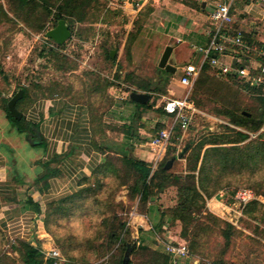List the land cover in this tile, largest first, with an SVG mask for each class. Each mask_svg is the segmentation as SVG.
Instances as JSON below:
<instances>
[{
	"label": "rangeland",
	"instance_id": "1",
	"mask_svg": "<svg viewBox=\"0 0 264 264\" xmlns=\"http://www.w3.org/2000/svg\"><path fill=\"white\" fill-rule=\"evenodd\" d=\"M27 1L0 0V110L20 88L26 89L31 101L60 97L82 105L89 114L95 147L105 155V162L81 187L44 207L47 245L36 248L40 255L35 261L46 264L45 253L54 248L60 254L53 260L56 264H121L127 243L136 245L131 264H171L165 244L177 241L184 242L190 253L184 264H264L263 165L255 173L223 176L219 185L209 186L215 189L212 198L204 196L205 201L199 199L193 208L185 202L187 194L181 192L189 177L199 188L198 170L192 169L203 142L228 137L232 131L249 136L241 147L264 140V122L255 133L234 124L243 112L256 123L264 118V86L262 90L249 89L245 80L222 76L205 66L189 91L178 82L180 71L173 75L158 71L156 37L170 35L168 43L176 49L177 59L171 65H186L194 51L189 43H199L200 32L209 24L206 17L210 8L222 0ZM169 2L182 4L179 12L192 9L198 14L186 19L180 16L177 21L175 16L162 13ZM250 2H234L236 18ZM58 15L72 32L63 46L46 37L57 27ZM245 19L237 20V28L253 41L249 50L236 51L245 65L257 69L255 77L264 85L260 68L264 65V26L258 25L255 32L250 28L252 14H246ZM177 37L188 44L178 43ZM133 47L146 53L140 70H133ZM112 51H116L114 59L109 57ZM200 59L198 54L192 60L198 64ZM155 87V92L147 93L152 97L146 103L150 106L138 111V122L130 124L133 111L129 95ZM188 91L198 111L193 125L187 130L175 128L166 153H160L151 146L152 139L172 122L163 107ZM124 133L133 135L128 156L151 169L150 177L155 174L152 182L110 147L121 143ZM105 142L110 146L105 147ZM169 161L173 165L166 171ZM144 186L147 193L142 198ZM245 190L253 195L248 203L236 198ZM255 201L258 205L252 207ZM108 218L113 220L111 230L120 235L119 240L108 238L109 231L103 225ZM29 249L0 225V264H28Z\"/></svg>",
	"mask_w": 264,
	"mask_h": 264
},
{
	"label": "crops",
	"instance_id": "2",
	"mask_svg": "<svg viewBox=\"0 0 264 264\" xmlns=\"http://www.w3.org/2000/svg\"><path fill=\"white\" fill-rule=\"evenodd\" d=\"M179 8L184 7L182 4L169 2L162 13L175 16L177 21L180 20V16H185L186 19L188 16L198 14L192 9H183L179 12ZM235 11L236 8L233 7L236 25L237 20L244 21L246 14H252L254 20L250 23V28L257 32L258 25L264 26V11L258 2L251 0L249 5L245 6V11L239 14V18H236ZM184 12L187 13L184 15ZM155 16L162 21L165 20L160 15ZM209 16L206 17L208 27L200 32L202 39L197 40L199 43L190 42V46H206L209 43L208 34L211 30ZM160 34H162L160 37H156L155 48L161 60L166 47L170 46L168 43L170 35ZM184 40L177 37L178 43L188 44V41ZM175 53L176 49L173 47L170 64L177 62ZM198 54L192 51L185 60L187 64L194 63L193 60ZM145 56L143 48L133 47L131 52L133 70H140L145 62ZM222 60L233 62L230 58H222ZM184 66L177 68L176 73L180 71V77ZM158 71L160 74H171L160 68ZM178 82L181 85L180 79ZM132 93L147 94L146 91ZM129 104L133 111L129 122L135 125L138 122L135 115L137 116L138 111L143 108L135 107L130 101ZM19 109L26 121L38 126L36 137L40 146L33 147L27 140V134L18 132L9 122L6 113L0 110V225L13 240H19L30 248H44L47 245V233L43 224L44 207L48 202L81 187L85 179L91 178L105 162V155L95 147L89 114L84 106L60 97L39 98L34 101L26 97L20 103ZM165 116L169 118L166 113ZM135 134L136 132L133 135ZM133 135L124 133L121 143L114 142L110 146V143L105 142L103 145L105 147L109 145L114 152L128 155L132 151ZM137 154L140 156L139 153Z\"/></svg>",
	"mask_w": 264,
	"mask_h": 264
},
{
	"label": "trees",
	"instance_id": "3",
	"mask_svg": "<svg viewBox=\"0 0 264 264\" xmlns=\"http://www.w3.org/2000/svg\"><path fill=\"white\" fill-rule=\"evenodd\" d=\"M73 1H76V0H73ZM27 2H28L27 0H24V3H27ZM60 20H65L64 17H62V15H58L57 22H59ZM235 26L237 27V25ZM243 38L250 46L251 44L250 41H253L252 36L243 33ZM262 50L264 51V47ZM109 57H111V54H109ZM205 68L209 69L208 66H206ZM254 72L255 71H253V75L255 76ZM262 84H260L259 86H251L249 84H246V87L249 89H253V90H262V87L264 86ZM20 90L24 91V97L17 103V109L19 111H21L19 109L20 103L26 98V89L20 88ZM156 90H157V87L149 89V90H144V91H146L147 93H151V92H155ZM9 101L6 102L5 107L2 109L6 113L9 122L14 125V127L17 129L18 132L27 134V140L33 147L40 146V142L39 140H37V137H36L38 126L26 121V118L24 116L22 120L20 121L16 120L8 110ZM129 101L131 104L135 105V107L137 108L142 107L143 110L146 107L150 106L149 104L136 103L132 101L131 99ZM190 101L193 102L195 106L194 101L192 100ZM163 112L165 113L164 107H163ZM248 114L249 113L247 112H243L241 115L237 117V119L234 121V124L247 131L255 133L260 130L261 126L263 125L264 118H262L259 123H256L257 121L252 119L251 115L250 114L248 115ZM176 129L182 130L181 125L180 124L177 125ZM232 132L233 133L231 135H228V137H215L214 139L210 141H205L200 145L199 152H198V158H197V164L192 169V172H197L198 170L199 188L196 185L195 180L190 181V177H189L187 182L185 183V186L181 189V192L183 191L185 192L184 194H187V199H185V202L187 203V205H189V208L196 207L199 199H201L202 201H205L204 196L207 198H212L213 193L215 192V189L210 188L209 186L219 185L220 179L223 176H226L232 172L255 173L261 165L264 166V140L263 141L256 140L253 142L250 141L251 143H249L245 147H241L239 144L246 142L249 139V136L242 132H237V131L236 132L232 131ZM234 136H235V139H234ZM227 145H232V146H227ZM116 153L120 156L122 155L129 162V164L138 167L143 172L144 178L146 179L148 178V180L145 179L148 183L152 182V180L155 178V174H153L150 177L151 169L146 167L143 161L135 158L132 155L128 156L125 153L124 154L119 153V152H116ZM199 162L201 164L198 169ZM166 165H165V170H166ZM96 171L94 173H96ZM146 193H147V189L145 187L144 189L141 190L142 198L146 197ZM251 205L252 207H254L258 205V202L255 201ZM181 218H183V216H181ZM103 225L109 231L108 238L110 240L120 239V235L115 233L113 230H111V226L113 225L112 219H109V218L105 219L103 221ZM187 233L188 231L185 232V237H188ZM128 246L129 244L126 243L125 251H124L125 254L127 252ZM39 255L40 253L39 251L36 250V248L35 249L30 248L27 253V256L29 258L28 264H41L40 262L35 261V258ZM167 258L168 260H170V257L168 255H167ZM46 264H54V261L48 260ZM121 264H125V256H124V259H122ZM127 264H131V262L129 261Z\"/></svg>",
	"mask_w": 264,
	"mask_h": 264
},
{
	"label": "built area",
	"instance_id": "4",
	"mask_svg": "<svg viewBox=\"0 0 264 264\" xmlns=\"http://www.w3.org/2000/svg\"><path fill=\"white\" fill-rule=\"evenodd\" d=\"M236 0H222L216 3L210 13L209 21L211 30L209 32L210 41L206 46H194L195 53L201 55L198 65L189 63L182 68L180 83L187 90H191L197 82L205 66L226 77H238L244 79L251 86H259L262 83L260 77L256 78L253 71H257L253 66L245 65L239 57V48L242 52L249 50V44L243 38V31L235 25L233 15L234 2ZM258 2L264 11V0H254ZM222 58H230L233 62L227 63ZM260 68L264 72V65ZM180 98L171 99L164 105V111L172 120L167 128H163L152 139L151 146L159 149L160 153H166L173 131L177 125H181L183 130H187L193 125L195 115L198 112L193 102L190 101V92ZM236 198L242 203H248L253 199L251 191L238 192ZM165 252L170 257L171 264H181L189 258V250L183 242L174 241L165 244ZM60 257L54 248L46 251L45 260H54ZM54 264H56L54 262ZM196 264H206L197 261Z\"/></svg>",
	"mask_w": 264,
	"mask_h": 264
},
{
	"label": "water",
	"instance_id": "5",
	"mask_svg": "<svg viewBox=\"0 0 264 264\" xmlns=\"http://www.w3.org/2000/svg\"><path fill=\"white\" fill-rule=\"evenodd\" d=\"M71 36H72V33L65 20H60L58 22L57 27L53 30L48 31L46 34V37L48 39H51L59 46L64 45L71 38ZM172 52H173V47L171 46L166 47L162 55V58L160 60L159 68L162 70H165L168 73L175 74L177 71V68L169 63ZM115 54H116V51L111 52L112 59L115 58ZM23 97H24V91L20 90L16 93L15 96L12 97V99L8 103L9 112L16 120H19V121L22 120L23 113L17 109V103ZM150 98L151 96L149 94L132 93L130 95V99L139 104H146L150 100ZM172 165H173V161H170L166 165V170H170ZM135 248H136V245H133L132 247L130 245L128 246L127 252L125 254V264H127L130 261V256L132 254V251Z\"/></svg>",
	"mask_w": 264,
	"mask_h": 264
}]
</instances>
